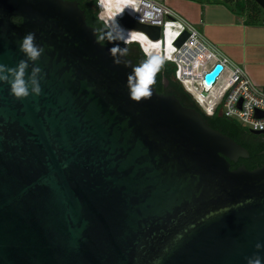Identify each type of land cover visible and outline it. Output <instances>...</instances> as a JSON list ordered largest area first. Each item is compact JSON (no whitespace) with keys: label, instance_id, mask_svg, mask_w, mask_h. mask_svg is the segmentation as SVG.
Returning <instances> with one entry per match:
<instances>
[{"label":"water","instance_id":"1","mask_svg":"<svg viewBox=\"0 0 264 264\" xmlns=\"http://www.w3.org/2000/svg\"><path fill=\"white\" fill-rule=\"evenodd\" d=\"M84 8L0 0V65L25 59L28 33L44 49L26 70L41 69L40 95L0 82V264H264V156L230 167L247 148L158 91Z\"/></svg>","mask_w":264,"mask_h":264},{"label":"built area","instance_id":"2","mask_svg":"<svg viewBox=\"0 0 264 264\" xmlns=\"http://www.w3.org/2000/svg\"><path fill=\"white\" fill-rule=\"evenodd\" d=\"M127 1L135 6V14L126 10L134 18L160 26V39L166 29L177 30L172 40L173 50L168 55L166 50L162 51L158 60L150 59L155 65L173 62L175 77L204 113L212 115L219 109L247 129L264 130V83L256 82L243 63L235 62L220 52L192 20L169 4V0ZM96 4L99 9L100 0H96ZM98 16L101 18L99 11ZM184 31L187 32L185 39L176 45L175 40ZM215 63H221L222 67L213 80L207 83L204 74Z\"/></svg>","mask_w":264,"mask_h":264},{"label":"trees","instance_id":"3","mask_svg":"<svg viewBox=\"0 0 264 264\" xmlns=\"http://www.w3.org/2000/svg\"><path fill=\"white\" fill-rule=\"evenodd\" d=\"M77 2L82 9L85 6L84 14L86 22L97 28V38L103 43L116 44L118 47L122 48L127 55L132 56L135 59V62L138 63L140 68L145 72L149 81L158 91L175 94L183 104L192 106L199 110L207 124L228 134L234 140L247 148L249 153L248 156H240L238 160L234 161V163H230V167L237 166L242 162L246 165V167L251 168L262 161L264 155L260 154L261 152L259 151L264 148V137L253 138L254 135L252 134V141L250 143H245V140L248 138L250 133L249 129L244 127L235 119L226 116L219 109L212 115L204 113L199 105L195 102L191 94L175 77V64L173 62L166 61L161 65L153 64V62L146 59V56L137 41L123 42L114 35L116 33L112 30L104 17L101 16L100 11V17L106 22L108 26L101 18H99L96 0H77ZM260 8L261 6L255 0H235L234 9L239 12H247L250 18L254 20L257 19L256 16L260 12ZM252 13H254L256 16H252ZM109 27L114 34L110 31ZM168 44L169 43L166 42L167 46ZM148 46H152V49H156L153 44H149Z\"/></svg>","mask_w":264,"mask_h":264},{"label":"rangeland","instance_id":"4","mask_svg":"<svg viewBox=\"0 0 264 264\" xmlns=\"http://www.w3.org/2000/svg\"><path fill=\"white\" fill-rule=\"evenodd\" d=\"M105 3L112 9L111 12L108 8H105L100 0V8L98 11L101 10V16L104 17L112 28L113 31H115L116 35L121 37V39L125 42H130L132 40H137L141 43L145 51L148 53L149 58L158 60L161 58V51L159 50V47H157L152 42L146 40L143 38L142 35L134 32H129L121 26H117V22L114 19V15H112L113 12H117L119 10H123L125 6L128 5L127 0H104ZM195 2L187 3L185 0H169V4H171L174 8H176L178 11H180L182 14L187 16L190 20H192L196 27L207 37L211 38L212 33H216V24L215 21H225L226 19H229L228 21L234 20V23H237L245 18L246 24L249 25V32L251 33V29L254 30L255 36H253L255 41L257 42L256 48L257 50L263 52L262 57H264V8H260V12L258 13V18L253 22L251 21V18L247 14V12H239L235 11L236 9L233 8L235 6V0H194ZM211 3V4H208ZM202 3V4H201ZM208 4V7L206 10H204V6ZM217 4V5H216ZM223 5V7H222ZM192 10L193 16L186 14L187 11ZM228 10V11H227ZM204 11V12H203ZM229 12L230 18L225 16V14ZM235 14V16L231 15ZM242 15V19L237 18ZM119 20V18H118ZM214 21V22H213ZM219 28V27H218ZM237 28V27H235ZM236 30H239L238 28L235 29L234 32H230V34H236ZM112 32V31H111ZM113 33V32H112ZM167 33V37L165 38L166 42H168V46L172 47V40L173 36L175 35V32H171V29L169 28ZM249 33V34H250ZM114 34V33H113ZM248 34V35H249ZM115 35V34H114ZM115 35V36H116ZM118 37V39H119ZM161 42V45L162 43ZM250 41L249 39H246L244 41V45H246L247 49L250 48L251 45L247 44V42ZM254 41V42H255ZM149 44H153L156 49H152V46H148ZM154 48V47H153ZM243 47H235L234 52L236 53L237 57H240V54L242 53ZM231 57H235V54L229 51H226ZM264 61V60H263ZM252 75L254 76V80L258 83H264L261 81V79L264 78V62L260 65H255V67L252 69Z\"/></svg>","mask_w":264,"mask_h":264},{"label":"clouds","instance_id":"5","mask_svg":"<svg viewBox=\"0 0 264 264\" xmlns=\"http://www.w3.org/2000/svg\"><path fill=\"white\" fill-rule=\"evenodd\" d=\"M34 40V33H28L22 39L20 42V51L24 54L25 59H21L15 68H7L4 65H0V82L9 83L11 85V93L17 98L27 97L32 93L36 95L41 94L39 83L41 69L38 66L32 67L31 75L26 77V70L29 67V62L31 61L35 64L44 51L42 47L34 43ZM140 48L144 52L146 59L153 62L148 57V53L141 46ZM133 98L139 99V93L134 91ZM256 248H264V245L258 243ZM248 264H260V260L250 258Z\"/></svg>","mask_w":264,"mask_h":264},{"label":"crops","instance_id":"6","mask_svg":"<svg viewBox=\"0 0 264 264\" xmlns=\"http://www.w3.org/2000/svg\"><path fill=\"white\" fill-rule=\"evenodd\" d=\"M178 1H181V0H178ZM185 1H187V3L195 2L194 0H185ZM208 4H211V3L208 2ZM208 4L204 6L205 7L204 10H206V8L208 7ZM243 12L245 11H242V14ZM186 14L193 16V11L189 10L187 11ZM226 15L228 17L229 12H227L225 16ZM231 15L235 16V14H231ZM252 16H256V15L252 13ZM228 18H230V16ZM237 18L242 19L243 17L242 15H240V17L237 16ZM256 18H258V14ZM228 20L229 19H226L225 21H219V22L215 21V23H217L216 24L217 32L212 33L211 34L212 37L208 39L219 49L220 52L226 54L233 61L243 63L248 69L252 78H254V76L252 75V69L255 67V65H260L264 62L263 61L264 57H262V54H261L263 52L257 50L256 48L257 42L255 41V39H253L254 38L253 36H255L254 30L251 29V33L249 32V28H248L249 25L246 24L245 18L243 19V21L236 19L237 21H239L237 23H234L233 22L234 20H231V21H228ZM251 21L254 22L255 20L251 18ZM235 27H237L239 30H236V34L231 35L230 32H234L235 29H237ZM246 39L250 40L247 42V44L251 45L249 49H247L246 45H244V41ZM239 46L243 47V50H242V53L240 54V57L239 56L237 57L236 53L234 52V48L239 47ZM226 51L234 53L235 57H231ZM261 81L264 82V78L261 79Z\"/></svg>","mask_w":264,"mask_h":264},{"label":"bare ground","instance_id":"7","mask_svg":"<svg viewBox=\"0 0 264 264\" xmlns=\"http://www.w3.org/2000/svg\"><path fill=\"white\" fill-rule=\"evenodd\" d=\"M101 2H102V4H103V6L105 7V8H108L109 10H110V12H111V8L105 3V1L104 0H101ZM128 2V5L127 6H125L124 8H123V10L121 11V10H119V11H117V12H113L112 13V15H114L113 17H114V19L113 20H115L116 22H117V26L119 25V26H121V27H123V29H125V30H127V31H129V32H134V33H138V34H140V35H142L143 36V38L144 39H146V40H148V41H150V42H152L153 44H155L157 47H159V50L162 52V51H164V50H166V52H167V55L170 53V51L171 50H173V43L171 42V44H172V47L171 46H167L166 45V41H164V40H166L165 38L167 37L166 35H167V31H168V29H166V31H165V33H164V36L160 39V38H156V39H153V38H150L148 35H146L144 32H142L141 30H136V29H132V28H129V27H127V26H125V25H123L122 23H120L119 22V20H118V18H119V16L123 13V12H126V10H128L129 12H132L133 14H135L136 12L134 11V8H135V6L134 5H131L130 3H129V1H127ZM125 10V11H124ZM100 14H101V10H100ZM105 19V18H104ZM106 20V19H105ZM106 22H108L107 20H106ZM110 26V25H109ZM171 29V32H175V34H176V29H173V28H170ZM115 32V31H114ZM173 38H174V36H173ZM165 42V44L164 43H162V45H161V42Z\"/></svg>","mask_w":264,"mask_h":264},{"label":"flooded vegetation","instance_id":"8","mask_svg":"<svg viewBox=\"0 0 264 264\" xmlns=\"http://www.w3.org/2000/svg\"><path fill=\"white\" fill-rule=\"evenodd\" d=\"M252 134L254 135L253 138H257V137H264V132H260V133H255V132H252L250 131L249 135H248V138L245 140V143H250L252 141ZM263 149V148H262ZM260 154H263L262 152ZM264 155V154H263ZM248 156V155H247ZM240 157V156H239ZM238 157V158H239ZM246 157V156H245ZM237 158V160H238Z\"/></svg>","mask_w":264,"mask_h":264}]
</instances>
